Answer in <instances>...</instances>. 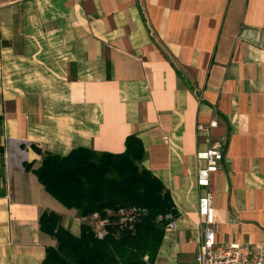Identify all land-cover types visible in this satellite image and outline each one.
<instances>
[{
  "label": "crops",
  "instance_id": "crops-1",
  "mask_svg": "<svg viewBox=\"0 0 264 264\" xmlns=\"http://www.w3.org/2000/svg\"><path fill=\"white\" fill-rule=\"evenodd\" d=\"M0 115L14 148L4 149L0 264H42L55 243L39 228L44 210L76 236L95 224L23 164L77 147L119 153L130 134L178 212L143 264L196 253V153L209 145L223 155L210 176L216 242L264 245V0H0Z\"/></svg>",
  "mask_w": 264,
  "mask_h": 264
},
{
  "label": "trees",
  "instance_id": "trees-1",
  "mask_svg": "<svg viewBox=\"0 0 264 264\" xmlns=\"http://www.w3.org/2000/svg\"><path fill=\"white\" fill-rule=\"evenodd\" d=\"M2 124L0 115V135ZM143 158L142 141L130 134L119 153L77 147L66 155L45 151L37 167L23 164L66 208L75 209L81 217L96 213L108 220L102 238L96 237L92 222H82L76 236L62 226L59 214L44 210L39 228L55 243L45 247L42 264H143L154 260L165 227L178 212L168 189L142 166ZM129 207L144 209L131 224L121 222L119 215ZM159 215L161 220H157Z\"/></svg>",
  "mask_w": 264,
  "mask_h": 264
},
{
  "label": "built area",
  "instance_id": "built-area-1",
  "mask_svg": "<svg viewBox=\"0 0 264 264\" xmlns=\"http://www.w3.org/2000/svg\"><path fill=\"white\" fill-rule=\"evenodd\" d=\"M210 124H215V121ZM196 157L203 162L197 167L195 175L196 184L201 188L197 211L201 219L202 236L197 251L188 264H264V245L250 249L234 243L216 242V208L210 190V176L220 169L223 155L220 146L209 145L198 151ZM143 212L144 209L137 207L122 209L119 211L120 221L131 224ZM92 217L95 219V235L102 238L106 234L108 220L100 218L96 213ZM162 218L159 215L157 220ZM165 218H170V215H165ZM172 221L170 219L167 225L171 226Z\"/></svg>",
  "mask_w": 264,
  "mask_h": 264
},
{
  "label": "rangeland",
  "instance_id": "rangeland-1",
  "mask_svg": "<svg viewBox=\"0 0 264 264\" xmlns=\"http://www.w3.org/2000/svg\"><path fill=\"white\" fill-rule=\"evenodd\" d=\"M0 147H2L3 149H14L11 146H9V147L6 146L1 135H0ZM4 175H5V157H4V151H3V153L0 152V183H2V181L4 180ZM0 190H1V188H0Z\"/></svg>",
  "mask_w": 264,
  "mask_h": 264
}]
</instances>
